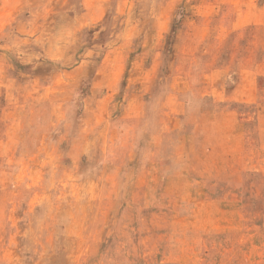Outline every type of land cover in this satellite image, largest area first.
Listing matches in <instances>:
<instances>
[{
    "label": "rangeland",
    "instance_id": "rangeland-1",
    "mask_svg": "<svg viewBox=\"0 0 264 264\" xmlns=\"http://www.w3.org/2000/svg\"><path fill=\"white\" fill-rule=\"evenodd\" d=\"M0 264H264V0H0Z\"/></svg>",
    "mask_w": 264,
    "mask_h": 264
}]
</instances>
